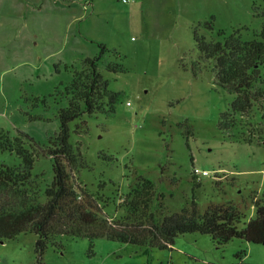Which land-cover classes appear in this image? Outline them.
Here are the masks:
<instances>
[{"label": "rangeland", "instance_id": "374dc122", "mask_svg": "<svg viewBox=\"0 0 264 264\" xmlns=\"http://www.w3.org/2000/svg\"><path fill=\"white\" fill-rule=\"evenodd\" d=\"M263 27L264 0H0V128L32 139L25 140L35 156L31 176L43 193L53 173L42 153L59 132L64 89L104 44L109 52L98 70L117 100L113 113L68 124L69 143L87 164L72 173L76 184L107 206L141 176L164 195L167 213L194 200L201 213L232 205L245 222L264 195V101L221 132L220 116L235 95L197 64L193 35L217 41L219 32L234 33L250 41ZM107 63L124 72H108ZM248 137L252 143L241 141ZM20 164L15 153L0 151V167ZM104 214L114 217L113 207ZM35 242L33 233L0 242V264H264L263 245L233 239L217 247L198 233L162 250L61 237L39 255Z\"/></svg>", "mask_w": 264, "mask_h": 264}, {"label": "trees", "instance_id": "16d2710c", "mask_svg": "<svg viewBox=\"0 0 264 264\" xmlns=\"http://www.w3.org/2000/svg\"><path fill=\"white\" fill-rule=\"evenodd\" d=\"M204 26L212 30L210 23ZM218 35L222 40H207L197 30L193 36L197 64L209 66L215 83L235 95L218 122V129L227 133L236 127L237 115L249 114L264 101V90L256 89L264 79V27L259 38L250 41L234 33ZM98 48L99 54L84 59L83 68L74 72L64 89L67 107L58 111L59 132L49 139L42 153L51 159L53 173L52 182L43 193L35 186L38 177L31 176L35 156L26 148L25 140L32 139L23 132L11 137L0 128V151L15 153L21 159L19 166L0 167V242L33 233L39 255L48 246H56L61 237L86 238L91 244L104 238L162 250L171 248L178 236L198 233L209 236L217 247L233 239L264 246V195L254 201V214L244 222L245 217L232 205H211L201 213L194 200L180 212L167 213L164 195L158 194L156 186L141 176L127 194L117 195L107 206L97 194L76 184L72 173L87 164L69 143L68 124L84 115L113 113L117 100V94L109 91L108 82L98 70L109 50L104 44ZM105 69L115 74L124 72L116 63L105 64ZM241 141L252 143L250 137ZM104 187L105 183H101L99 190ZM109 206L114 209V217L104 214Z\"/></svg>", "mask_w": 264, "mask_h": 264}, {"label": "built area", "instance_id": "2783aa9c", "mask_svg": "<svg viewBox=\"0 0 264 264\" xmlns=\"http://www.w3.org/2000/svg\"><path fill=\"white\" fill-rule=\"evenodd\" d=\"M121 3H123V4H127V3H129L131 0H119Z\"/></svg>", "mask_w": 264, "mask_h": 264}]
</instances>
